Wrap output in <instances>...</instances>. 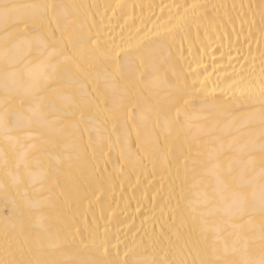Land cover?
I'll use <instances>...</instances> for the list:
<instances>
[{
    "label": "bare ground",
    "instance_id": "obj_1",
    "mask_svg": "<svg viewBox=\"0 0 264 264\" xmlns=\"http://www.w3.org/2000/svg\"><path fill=\"white\" fill-rule=\"evenodd\" d=\"M0 264H264V0H0Z\"/></svg>",
    "mask_w": 264,
    "mask_h": 264
}]
</instances>
